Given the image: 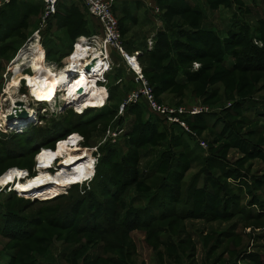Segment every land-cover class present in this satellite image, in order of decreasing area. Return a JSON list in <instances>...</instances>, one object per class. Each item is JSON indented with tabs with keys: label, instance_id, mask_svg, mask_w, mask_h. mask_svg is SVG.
I'll use <instances>...</instances> for the list:
<instances>
[{
	"label": "rangeland",
	"instance_id": "374dc122",
	"mask_svg": "<svg viewBox=\"0 0 264 264\" xmlns=\"http://www.w3.org/2000/svg\"><path fill=\"white\" fill-rule=\"evenodd\" d=\"M124 4L115 12L123 51L137 58L158 104L208 111L182 117L186 131L146 98L133 103L143 84L115 47L100 109L79 115L21 87L35 116L21 128L0 122V264H264V73L238 63L250 40L264 38V0ZM11 8L12 15L0 12L3 115L11 69L24 65L19 55L44 18L42 7ZM80 19L70 18L61 39L82 29ZM159 31L171 49L155 57L149 50ZM74 136L81 138L68 148ZM62 149L87 157L60 164ZM125 162L137 167V182L124 177ZM79 168L95 176L63 190L50 184L18 194L7 180L18 171L34 178Z\"/></svg>",
	"mask_w": 264,
	"mask_h": 264
},
{
	"label": "bare ground",
	"instance_id": "6f19581e",
	"mask_svg": "<svg viewBox=\"0 0 264 264\" xmlns=\"http://www.w3.org/2000/svg\"><path fill=\"white\" fill-rule=\"evenodd\" d=\"M37 39L35 42L32 40L29 48L23 49L19 55L20 62L24 61V65L17 64L11 69L14 77L5 91V97H7L5 102H10L11 105L7 114L4 113L3 115L4 101L0 102V122L2 121L5 126L21 128L25 123L34 120L35 113L30 109L27 97H21L22 95L20 94V88L24 87V85L31 92L44 97L42 98L43 100L56 103V99H58V102L63 103L64 106L69 104L68 106H72L79 115L84 114L89 109L104 107L108 100L107 89L102 87L104 85L97 83V77L95 76V72L100 71L102 73V71L105 72L110 68L109 62H104L103 60L102 44L89 46L78 43L76 52L67 60L68 62L65 66L57 69L54 65L47 63L46 52L41 46L39 38ZM123 54L132 67L141 73L142 69L138 61L133 57L135 60L134 65V61L124 51ZM26 69L31 73L26 72ZM76 72L77 76L71 77ZM53 91L56 93H53ZM23 112L28 113V121L21 119ZM9 116H12V120ZM82 154L83 152L80 150L69 151L62 149L58 155L61 159L60 164L64 160L66 162L71 161V156L75 157L72 160L73 164L76 160L87 157L82 156ZM92 162L94 163V159H92ZM40 174V176L30 178L24 171H18L10 175L7 180L10 179L11 187L15 188V192L20 193L33 191L34 188L50 184H57L63 190L64 188L82 185L90 176L94 175V171L91 170L85 176H83V170L81 169H73L71 173H59L53 176L43 172ZM61 179L63 180L62 184L60 183Z\"/></svg>",
	"mask_w": 264,
	"mask_h": 264
},
{
	"label": "built area",
	"instance_id": "2783aa9c",
	"mask_svg": "<svg viewBox=\"0 0 264 264\" xmlns=\"http://www.w3.org/2000/svg\"><path fill=\"white\" fill-rule=\"evenodd\" d=\"M42 1L45 5V12H44L43 26H42L43 28L46 26L47 20H49L50 17L56 13L59 0H42ZM76 1L82 3L87 13L92 18H95L97 20L99 26L102 28L101 29L102 35H94L90 38H80L77 41V43L74 45V51L77 50L78 43L89 46L101 43L103 60L104 62H109L110 64L111 58H110L109 50L111 48L115 47L121 53H123V47L121 45V35L119 30V22L114 12V7L118 2L124 0H76ZM141 1L146 2L150 0H141ZM11 2L12 0H0V10L8 6ZM38 33L39 31L36 32L35 34L36 38H39L37 37ZM128 63L132 67L129 61ZM133 71L136 74L135 82L136 83L141 82L143 84L142 90L136 93L133 91V94L130 97V100L133 101V103H137L138 101H140L142 97L146 98L150 108L153 111L159 114H163L167 118V120L170 121L171 123L180 124L182 127H184L183 129H186V131H189V128L186 126L185 122L181 120L182 117L195 116L201 114L202 112L208 111L207 108H202V110H198V109L188 110L183 108L169 110L168 108L159 105L154 96L151 86L148 84L147 80H145L142 73L139 74V72H137V70L135 69H133ZM95 73H96L95 76L97 77L96 81H98L97 83L101 84L105 79L106 73L103 71L102 73L100 71Z\"/></svg>",
	"mask_w": 264,
	"mask_h": 264
},
{
	"label": "crops",
	"instance_id": "0c3cea01",
	"mask_svg": "<svg viewBox=\"0 0 264 264\" xmlns=\"http://www.w3.org/2000/svg\"><path fill=\"white\" fill-rule=\"evenodd\" d=\"M126 2H129V4L132 5L135 2H142V1L141 0L120 1L115 5L116 12H123L124 8L128 7L126 4H124ZM11 7H13L14 9H22L24 13L26 11L30 12L38 7H42L43 11L45 12V5L42 0H16L12 5H9L8 7L6 6V8H4L3 15L5 14L6 16L8 13L12 15ZM76 15L81 16L80 22L83 25V27L74 35V37L69 38V41H64L63 39H61L58 32H61L62 29L67 28V26L69 25L70 18ZM97 26H99L97 20L95 18H92L87 13L82 3L77 2L76 0H59L56 13L50 17L48 24H46L45 27L43 28L41 27L39 29V33H38V36L40 38L39 42L41 43V46L44 48L46 55L48 54V52H50L49 56L50 55L52 56V59L50 60L53 62L47 60V63H49L50 65H54L55 67L61 66L59 68L64 67L65 64L68 62L67 60L76 52L73 50L70 53V50L74 45L75 38L76 39L78 38L79 40L80 38H90L96 35L95 31L94 33L92 31L91 34H87L86 31H88L90 28H92L93 30V28ZM57 29L60 30L58 31ZM35 34L33 36L34 38H36ZM124 53L132 61H134V65H135V60L133 59V57L136 60L137 58L135 56L130 57L131 55L127 54L125 51ZM66 55L67 57L65 58L64 56ZM106 72H108V70L105 71V73Z\"/></svg>",
	"mask_w": 264,
	"mask_h": 264
},
{
	"label": "trees",
	"instance_id": "16d2710c",
	"mask_svg": "<svg viewBox=\"0 0 264 264\" xmlns=\"http://www.w3.org/2000/svg\"><path fill=\"white\" fill-rule=\"evenodd\" d=\"M16 0H12V2L9 4L11 5L12 3H14ZM160 1V0H159ZM228 1V0H226ZM187 2V1H184V3ZM186 5L190 6L189 4L185 3ZM8 5V6H9ZM7 6V7H8ZM6 8V7H5ZM4 11V8L2 9ZM0 10V12L2 11ZM114 12L115 11V7H114ZM201 12V11H200ZM9 14V13H8ZM5 15V14H4ZM3 23V22H2ZM240 32H237L235 33V30H232L231 31V34H239ZM183 36H186V33L183 34ZM156 41L154 43V46L152 48V50H149L150 53L155 56V57H159L161 56L162 53H165V52H169L170 49H171V45H170V42H168V39H167V34L166 32H163V31H159L157 33V36H156ZM185 46V45H183ZM186 47V46H185ZM49 54L50 52H48L47 54V60L49 61L50 58H49ZM240 58H239V65L242 67V69H246V70H252V71H255V72H258V73H264V38H260V43H254L253 41H249L248 45L245 46L242 50H241V53H240ZM51 61V60H50ZM175 82V81H174ZM176 84L178 85H184L186 82H179L176 80L175 82ZM237 105H242L241 102H238ZM234 106V105H233ZM241 107V106H240ZM239 107V108H240ZM104 109V108H103ZM90 110V109H89ZM92 110V109H91ZM236 113H239L237 111H235ZM86 113V112H85ZM84 113V114H85ZM83 115V114H82ZM203 116H205L204 113L202 114H199L197 116H194L192 117L193 119H197L198 118H202ZM187 121L189 124H193V122L191 121L190 118H187ZM191 122V123H190ZM153 129H149L150 132H152ZM75 133V132H74ZM73 134L70 133L69 135ZM68 135V136H69ZM67 136V137H68ZM81 137L80 136H74L72 137L71 139H69L68 141L71 142V143H68V148H71L73 146L76 145L77 141L80 139ZM65 139V138H64ZM62 140V139H61ZM60 141V140H59ZM58 141V142H59ZM78 145V144H77ZM59 156L57 157L56 156V159H58ZM55 159V158H54ZM52 159V160H54ZM52 160H48L49 163H54V161ZM208 163V162H207ZM125 167V174H124V177L126 179H129V180H132L134 183L135 181L137 182L138 181V170H137V167L131 165L129 162H125V165L123 166ZM80 169V168H79ZM133 178H135L133 180ZM79 185H76V186H73L72 188L74 187H77ZM168 215V214H166ZM166 218L165 216H163V219ZM111 219H114V218H111ZM155 220H161V218H156ZM53 221V220H52ZM112 221V220H111ZM10 222L12 223L13 222V219L10 220ZM71 224H64L62 223V225L60 226L61 228H64L63 226H68ZM12 226V225H11ZM64 229H69V228H64ZM70 230V229H69ZM24 232H27L26 230ZM34 232H32L31 234H33ZM30 234V233H28Z\"/></svg>",
	"mask_w": 264,
	"mask_h": 264
},
{
	"label": "water",
	"instance_id": "95a60500",
	"mask_svg": "<svg viewBox=\"0 0 264 264\" xmlns=\"http://www.w3.org/2000/svg\"><path fill=\"white\" fill-rule=\"evenodd\" d=\"M34 39V37L33 38H31L30 39V41H32ZM24 49H26V48H24ZM96 74V73H95ZM72 76H77V72L76 73H74V75H71V77ZM69 105V104H68ZM68 105H66V106H68ZM9 118L12 120V116H9ZM21 119H23L24 121H28V119H29V117H28V113L27 112H23V114L21 115Z\"/></svg>",
	"mask_w": 264,
	"mask_h": 264
}]
</instances>
